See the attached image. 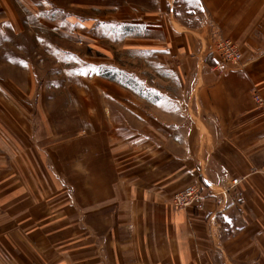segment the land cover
<instances>
[{
	"label": "crops",
	"instance_id": "obj_1",
	"mask_svg": "<svg viewBox=\"0 0 264 264\" xmlns=\"http://www.w3.org/2000/svg\"><path fill=\"white\" fill-rule=\"evenodd\" d=\"M108 8L143 86L96 76L113 89L81 90L71 131L39 101L24 138L0 130V264H264V0ZM213 31L238 43L237 64L208 49ZM21 94L0 90L20 119ZM192 183L204 208H174Z\"/></svg>",
	"mask_w": 264,
	"mask_h": 264
},
{
	"label": "rangeland",
	"instance_id": "obj_2",
	"mask_svg": "<svg viewBox=\"0 0 264 264\" xmlns=\"http://www.w3.org/2000/svg\"><path fill=\"white\" fill-rule=\"evenodd\" d=\"M119 1L0 0V90L16 94L22 90L21 101L28 105L20 119L11 105L13 100L10 103L0 96V130L20 128L24 138L29 106L35 111L39 101L48 122L55 123L58 131H71L77 124L76 105L79 94H83L81 90L113 89L110 82L96 76L141 90L142 52L113 42L125 29L108 22V6ZM93 16L107 20H93L89 28L82 25L83 20H92ZM209 35L208 31L207 40ZM30 88L39 91L38 96H26L24 91ZM66 127L70 128L62 129Z\"/></svg>",
	"mask_w": 264,
	"mask_h": 264
},
{
	"label": "built area",
	"instance_id": "obj_3",
	"mask_svg": "<svg viewBox=\"0 0 264 264\" xmlns=\"http://www.w3.org/2000/svg\"><path fill=\"white\" fill-rule=\"evenodd\" d=\"M213 39L209 45L211 52L219 54L223 60L230 64H237L242 53L236 41L220 35L217 31L212 35ZM257 103H263V98L255 94ZM238 183V178H233L231 184L225 188V191L232 190ZM209 194L201 183H192L176 192L172 196L171 204L176 209H186L194 207L197 210L203 209Z\"/></svg>",
	"mask_w": 264,
	"mask_h": 264
}]
</instances>
